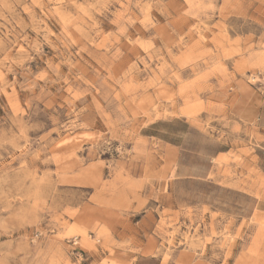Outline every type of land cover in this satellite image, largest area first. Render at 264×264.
I'll use <instances>...</instances> for the list:
<instances>
[{
    "label": "rangeland",
    "instance_id": "1",
    "mask_svg": "<svg viewBox=\"0 0 264 264\" xmlns=\"http://www.w3.org/2000/svg\"><path fill=\"white\" fill-rule=\"evenodd\" d=\"M176 118L264 191V0H0V264H264V213L174 205Z\"/></svg>",
    "mask_w": 264,
    "mask_h": 264
},
{
    "label": "crops",
    "instance_id": "2",
    "mask_svg": "<svg viewBox=\"0 0 264 264\" xmlns=\"http://www.w3.org/2000/svg\"><path fill=\"white\" fill-rule=\"evenodd\" d=\"M173 130L169 138L161 137L174 155V177L170 192L177 208H208L221 214L243 220L264 213V191L259 186L238 187L219 176L216 163L228 153L226 142L217 134H211L191 125L185 119L168 122ZM220 193V199L213 197ZM227 197L229 210L219 211L216 205ZM132 264H161L154 256H138Z\"/></svg>",
    "mask_w": 264,
    "mask_h": 264
}]
</instances>
